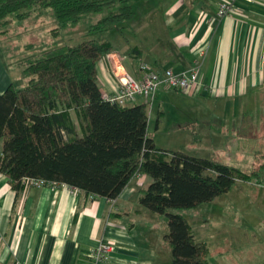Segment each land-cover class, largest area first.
Instances as JSON below:
<instances>
[{
	"label": "trees",
	"instance_id": "obj_1",
	"mask_svg": "<svg viewBox=\"0 0 264 264\" xmlns=\"http://www.w3.org/2000/svg\"><path fill=\"white\" fill-rule=\"evenodd\" d=\"M45 8H51L58 27L86 13L106 10L88 28L89 36L108 31L122 34L123 27L117 25L136 16L131 0H0V25ZM112 50L109 39L89 37L21 61L26 85L10 84L0 94V173L17 193L25 188V178H36L76 187L85 197L109 200L116 199L136 175H147L151 181L141 189L140 203L166 222L164 237L171 251L167 264H210L206 243L195 238L187 218L176 211L211 201L237 180L259 181L260 168L249 172L157 147L148 134V104L158 90H181L160 86L150 99L136 96L142 102L105 100L96 65ZM130 52L140 50L132 47ZM140 70L143 76L141 66Z\"/></svg>",
	"mask_w": 264,
	"mask_h": 264
},
{
	"label": "crops",
	"instance_id": "obj_2",
	"mask_svg": "<svg viewBox=\"0 0 264 264\" xmlns=\"http://www.w3.org/2000/svg\"><path fill=\"white\" fill-rule=\"evenodd\" d=\"M155 1L159 9L146 0H136V16L142 9L143 19L128 27L133 40L123 31V44L107 37L113 46L114 64L107 58L97 62L98 85L102 93L117 90L114 72L138 78L142 63L173 72L195 65L198 82L190 92L202 95L206 102L211 94L218 98L213 105L196 109L206 119V136L216 142L219 135H227L226 130L230 133L238 127L225 117L216 118L215 113L239 112L257 104L260 108L264 103V0H233L234 12L224 17L217 16V8L227 0ZM154 11L161 14L163 29L151 30L147 25L146 17ZM132 47L140 53H131ZM11 67L0 55V94L17 82L12 81ZM222 99L224 105L218 106ZM226 99L238 106L228 105ZM216 120L222 122L219 131L212 127ZM244 127L254 128L255 124ZM198 132L195 129L194 138L202 140L205 135ZM150 181L147 175L138 174L116 199L109 200L73 194L63 185L28 186L17 193L0 173V264H163L169 247L164 237L166 222L140 203L141 189ZM102 242L110 244L111 250L106 260L97 262L90 251Z\"/></svg>",
	"mask_w": 264,
	"mask_h": 264
},
{
	"label": "rangeland",
	"instance_id": "obj_3",
	"mask_svg": "<svg viewBox=\"0 0 264 264\" xmlns=\"http://www.w3.org/2000/svg\"><path fill=\"white\" fill-rule=\"evenodd\" d=\"M146 2L159 9L155 0ZM132 3L136 9L139 7L136 0H132ZM142 11L140 9L133 20L117 25L118 28L123 27L124 35L131 40L134 37L128 27L132 21L143 19ZM105 14L106 10L86 13L78 21H67L63 27H58L59 23L51 8H45L34 12L29 18L15 19L11 25H0V55L12 64L8 70L12 81H17L15 86L22 87L27 83L22 75L21 61L51 47L75 44L89 37L97 40L112 37L123 44L125 38L118 31L88 35L90 25ZM146 20L151 30L164 28L163 18L158 11L147 16ZM139 38L143 40V35L140 34ZM119 52L120 55L123 53ZM160 91H157L155 99L147 107L148 134L157 147L182 150L249 172L264 164V103L260 108L257 104L256 107L248 106L239 112L235 109L229 113H215L216 118L223 120L225 117V121L229 120L238 128L229 130L230 133L223 131L227 135L222 138L219 135L216 142H211L206 136V119L196 113V109L203 105H213L218 98L211 94L206 102L202 95L193 94L191 90H170L163 94ZM226 100L228 105L238 106L234 100ZM224 103L222 99L216 104L222 106ZM72 117L76 119L74 113ZM221 123V120L213 122V129L219 131ZM253 123L254 128L244 127ZM195 129L205 135L202 140L194 138ZM259 173L260 180L257 182L254 179L247 182L237 180L229 191L217 195L211 201L195 208L176 211L187 218L195 238L206 243L210 264H264V166ZM170 252L168 247V255L164 256L163 264L169 262Z\"/></svg>",
	"mask_w": 264,
	"mask_h": 264
},
{
	"label": "built area",
	"instance_id": "obj_4",
	"mask_svg": "<svg viewBox=\"0 0 264 264\" xmlns=\"http://www.w3.org/2000/svg\"><path fill=\"white\" fill-rule=\"evenodd\" d=\"M233 0H227L218 5L217 16L224 17L234 12ZM112 64V56L110 54L106 57ZM142 69L144 74L142 78H135L127 72H114V75L118 81V88L112 92L102 93L103 98L111 103L124 104L128 100H133L136 96H143L145 99L152 98L154 92L160 86L164 88H175L181 91H187L190 87L198 82L197 66H193L183 72H173L169 68H165L162 71L151 68L148 64L142 63ZM25 188L28 186L50 187L56 188L59 186H67L69 191L73 194H77L80 190L76 187L69 186L67 184H58L54 181H46L44 179L25 178ZM92 197V196H90ZM111 245L102 242L96 248L90 251V256L97 262L106 260L109 256Z\"/></svg>",
	"mask_w": 264,
	"mask_h": 264
}]
</instances>
